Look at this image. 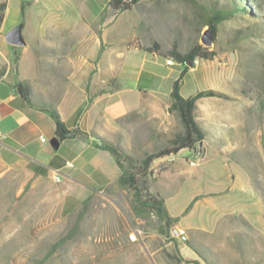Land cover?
<instances>
[{
    "label": "rangeland",
    "instance_id": "374dc122",
    "mask_svg": "<svg viewBox=\"0 0 264 264\" xmlns=\"http://www.w3.org/2000/svg\"><path fill=\"white\" fill-rule=\"evenodd\" d=\"M51 1L54 2L24 1L25 15L17 20L18 24L25 21L23 38L37 27ZM75 1V5L59 3L69 9L67 15L94 28L103 23L104 32L99 37L117 43L116 48L139 50L117 61L114 85L124 89L125 94L117 95L115 104L123 111L135 109L140 103L143 106L146 101L154 102L146 95H153L155 88L168 87L173 79L167 76L170 68L179 75L182 66L167 55L173 47L184 54L192 46L202 45L213 53L209 60H197L190 66L180 84L183 97L203 88L225 91V98L199 104L197 114L206 138L200 148L213 143L223 150L227 148L264 192V18H251L242 12L226 14L214 41L206 44L207 21L217 9L212 0H136L130 11L115 20L113 15H117L107 8L109 0ZM1 5L5 6L4 0H0V13L4 11ZM251 27V36L235 39V30ZM9 28L7 24L4 30L8 33ZM5 31L0 24V43L4 42ZM45 32L49 34V30ZM133 36L130 43L120 44ZM167 59L173 61L170 67L165 65ZM135 73L138 78L133 76ZM150 113V108L143 107L132 111L119 120L122 127L116 134L103 135L102 140L118 150L119 161L126 167V158L136 165L182 131L176 113L165 111L156 118ZM211 136L223 139L211 142ZM184 152L188 154L187 150ZM151 171V176L137 182L142 189L139 201L134 199L133 192L118 186L112 193L106 192L110 200L88 199L82 205L66 207L62 204L64 192L57 185L20 187L21 176L17 172L0 176V264H151L141 248L143 231L158 220L150 203H146L156 195L155 182L160 172L154 168ZM70 200L75 201L74 196ZM141 221L143 224L138 223ZM233 225L242 228L244 243L239 236H223L213 241L212 249L197 245L201 255L215 264L260 261L261 252L256 249L252 231L240 221Z\"/></svg>",
    "mask_w": 264,
    "mask_h": 264
},
{
    "label": "crops",
    "instance_id": "0c3cea01",
    "mask_svg": "<svg viewBox=\"0 0 264 264\" xmlns=\"http://www.w3.org/2000/svg\"><path fill=\"white\" fill-rule=\"evenodd\" d=\"M4 1L1 30L5 31L7 24L10 30L20 27L23 44L9 45L5 39L0 43V176L17 172L21 176L20 187L57 185L64 192V207L82 205L88 199L110 200L106 192L118 188L122 173L115 157L101 149L103 135L116 134L122 127L119 120L142 107L150 108L153 118L165 111L168 114L172 84L178 72L170 68L167 76L173 79L168 87L155 88L153 95H146L154 102L146 101L143 106L140 103L135 109L123 111L115 104L117 95L125 94L124 89L114 85L117 61L138 49H118L117 43L99 37L104 32L103 23L94 28L67 15L69 9L59 2L75 5V0L47 4L37 27L31 28L33 31L25 39V21L18 24L17 20L25 15L26 0ZM118 16L113 15V19ZM133 76L139 77L137 73ZM26 86L55 108L70 131L65 139L56 138L54 121L48 112L24 100ZM202 90L225 93L222 88H203L195 93ZM218 99L204 97L196 102V120L203 133L197 114L199 104ZM222 139L211 136L209 140ZM200 147L201 144L188 154L180 152L153 163L151 169L160 171L155 196L176 222L166 226L164 221H152L141 237L143 252L151 264H215L201 255L197 245L212 249L213 241L229 235L239 236L244 243L242 228L233 227V222L240 221L252 231L256 249L261 252V260L250 264H264V192L227 148L223 150L216 143ZM71 196L75 201L70 200ZM175 228L185 230L186 241L173 235Z\"/></svg>",
    "mask_w": 264,
    "mask_h": 264
},
{
    "label": "trees",
    "instance_id": "16d2710c",
    "mask_svg": "<svg viewBox=\"0 0 264 264\" xmlns=\"http://www.w3.org/2000/svg\"><path fill=\"white\" fill-rule=\"evenodd\" d=\"M216 6V11L213 16L207 21V30L211 36V42L214 41L218 26L222 21L225 20V15L235 14L237 12H242L251 18H256L257 16L264 18V0H212ZM136 3V0H109L107 8L112 11L115 15H121L122 13L131 10V6ZM1 7H4L1 5ZM3 20V12L0 13V24ZM264 26V24L262 25ZM254 28H244L242 30H235L234 36L236 40L246 39L251 36ZM264 32V28L261 29ZM167 55L174 61V63L182 66V69L178 75V78L172 84V90L170 93L171 104L168 108L169 113H176L178 121L182 126V131L173 134V136L168 139V143L160 150L153 153L147 154L144 158L136 165L132 164L130 158H126L129 166H124L120 161V153L118 150L109 144L108 142L101 141V149L111 153L116 161L117 165L121 169V176L118 179V184L121 188L133 192L134 199L139 201L142 196V189L137 186V182L140 179H145L152 175L151 167L153 163L157 160L164 159L171 156H176L180 152L187 150L188 152L193 149H197L199 144L204 139V133L202 128L199 126L196 120V102L204 97H223L226 96L216 93L211 90H202L195 93L193 96L184 98L179 93V88L183 76L188 71L190 66L194 65L195 60H209L213 53L207 51L202 45L192 46L186 53L181 54L176 51L173 47ZM264 57V56H263ZM27 87V86H26ZM26 94L22 95L24 100L29 104L48 112L54 121L55 125V136L59 141L65 139L66 135L70 133L61 121L55 108L37 98H34L30 89L25 88ZM82 135L81 133H77ZM146 203H150V210L155 212L158 220L164 221L165 225L168 226L174 222L175 219L170 218L167 215L165 208L163 207L161 199L157 196L150 197Z\"/></svg>",
    "mask_w": 264,
    "mask_h": 264
},
{
    "label": "water",
    "instance_id": "95a60500",
    "mask_svg": "<svg viewBox=\"0 0 264 264\" xmlns=\"http://www.w3.org/2000/svg\"><path fill=\"white\" fill-rule=\"evenodd\" d=\"M20 31H21V28L20 27H16V28L10 30L5 35V41H6V43H8L9 45H13V46H20V45H22L23 44V40L21 38ZM204 42L206 44H209L211 42V36H210L208 30L205 33Z\"/></svg>",
    "mask_w": 264,
    "mask_h": 264
},
{
    "label": "built area",
    "instance_id": "2783aa9c",
    "mask_svg": "<svg viewBox=\"0 0 264 264\" xmlns=\"http://www.w3.org/2000/svg\"><path fill=\"white\" fill-rule=\"evenodd\" d=\"M196 63H197V60L194 61V64H196ZM165 64L166 65H169V66L170 65H173V61L170 60V59H167V60H165ZM68 165L69 166H72L70 164H68ZM56 179L59 180V177L57 176ZM172 233L179 240L186 241V233H185V230L184 229H182V228H175Z\"/></svg>",
    "mask_w": 264,
    "mask_h": 264
}]
</instances>
